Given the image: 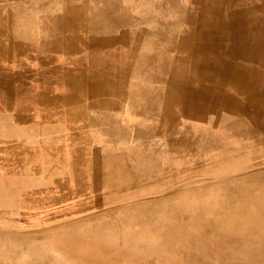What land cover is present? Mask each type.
Returning a JSON list of instances; mask_svg holds the SVG:
<instances>
[{"label":"rangeland","instance_id":"rangeland-1","mask_svg":"<svg viewBox=\"0 0 264 264\" xmlns=\"http://www.w3.org/2000/svg\"><path fill=\"white\" fill-rule=\"evenodd\" d=\"M83 2L91 4V0ZM190 7L184 8L189 11ZM144 51L142 45L138 46L128 59L129 53L120 51L126 59L122 62L129 61L133 72L140 66L139 70L143 68L152 73L153 60L158 62L162 56L158 51H149L153 60L147 64ZM111 55L104 50L87 53L83 55V64L87 71L109 69ZM113 63L123 65L118 61ZM114 69L112 65L110 70ZM185 74L194 76L190 70ZM134 76L138 75H129ZM114 98L117 97L111 99ZM89 101H82V104ZM116 101L121 102L119 98ZM126 103L131 109L146 114V121H137L142 116H133L131 122L138 126L146 123L143 130L146 143L138 146L139 136L136 143L133 129L130 141L123 140L124 150L109 154L104 150L103 156L96 154L97 158L91 159L88 156L91 147L85 145L91 138L87 129L92 126L106 132L105 124L96 126L80 116H66L65 109L73 108L67 104L28 110L24 113L25 120L18 118V106H0L1 117L6 112L13 117L8 121L0 118V251L3 264H31L26 258L32 253H35L34 260L40 262L38 264H219L225 257L233 263H247L246 253H250L251 244L240 241L237 233L243 230L232 226L236 219L242 220V224L254 220L253 211L258 212L256 205L264 202L261 186L264 135L235 133L230 125L232 120L225 119L229 118L227 115L197 118L178 112L175 113L177 133L185 137L179 145L148 127V123L164 121L173 128L171 115L158 112L160 105L145 112L136 96ZM51 122L64 123V127L61 131L52 127L54 130L49 133L44 124ZM203 128L205 135L210 133V137H206L211 138V143L199 138ZM64 132L65 136L57 139ZM75 136H78L77 141ZM171 146L173 150L170 151ZM90 180L94 185L100 182L111 185L99 184L91 188ZM259 219L264 230V218ZM179 246L182 253L178 251ZM186 251L192 253L190 258L185 257Z\"/></svg>","mask_w":264,"mask_h":264},{"label":"bare ground","instance_id":"bare-ground-1","mask_svg":"<svg viewBox=\"0 0 264 264\" xmlns=\"http://www.w3.org/2000/svg\"><path fill=\"white\" fill-rule=\"evenodd\" d=\"M90 3L83 0H0V106H18V118L25 120L24 113L34 108L72 105V109H65L66 116H80L96 126L103 123L112 139L130 141L134 129V139L137 143L139 136L140 146L146 143L143 141L147 139L143 132L146 123L139 126L132 125V121L121 123L113 113L115 110L112 112L114 106L132 101L136 96L142 102V111L160 105V110L157 109L160 114L171 115L173 128L164 121L148 123L150 129L166 136L171 143L181 145L185 140L177 133L175 113L178 112L197 118L227 115L229 118H224L232 120L230 125L235 133L264 135V0H91ZM187 5L192 11L184 8ZM141 45L142 50H146L143 56L147 64L153 60L150 52L158 51L162 57L158 62L153 60L152 73L142 68V73L132 74L138 76L129 77L133 72L130 62H122L126 59L120 51L129 53L128 59L130 52ZM100 50L111 52L110 60L116 69L110 70L111 65L105 70H86L83 55ZM117 61L123 65L113 63ZM187 70L194 76H187ZM121 89L123 92H119ZM126 109L131 110L130 107ZM1 116L6 121L13 118L7 112ZM234 117L240 121H235ZM63 125L44 124L49 133L54 130L52 127L61 129ZM200 131L199 138L211 143V138H207L210 133L205 135V128ZM261 186L264 192V179ZM257 208L251 222L242 224V220H233L232 228L243 230L237 233L240 241L251 244L250 253H246L247 263H233L225 257L219 264H264V230L262 222H258L259 217L264 218V202L259 201ZM139 248L145 253L143 246ZM34 254L26 261L40 263L34 260ZM191 254L186 251L184 255L190 258ZM2 259L0 251V264H3Z\"/></svg>","mask_w":264,"mask_h":264},{"label":"crops","instance_id":"crops-1","mask_svg":"<svg viewBox=\"0 0 264 264\" xmlns=\"http://www.w3.org/2000/svg\"><path fill=\"white\" fill-rule=\"evenodd\" d=\"M123 53V52H122ZM123 57V56H122ZM138 69V68H137ZM142 73L141 70L138 69V71H136V73ZM132 74L135 72H131ZM143 85V84H141ZM125 106V107H124ZM129 108V104H127L126 102H124L123 104H119L113 107L112 112L114 113V115L117 117V119L119 121H121V123L123 122H128V121H133V116H142L141 118L139 117L138 119H136L137 121H146V114L141 113L140 111H136L134 109H131L130 111L127 110L126 108ZM143 115L145 117H143ZM90 129H87L88 134L90 135V140L85 143L86 146H89L91 148H88V156L91 159L92 157H94L96 154H99L101 156H103L101 153H103L104 150H106V152L109 154L110 151H115L117 152L118 150H124L123 147L125 145V143H123V139H112L110 137L109 134H107L106 132L103 131H98L97 129H95L92 126H89ZM59 131H61L60 129H58ZM66 132H64V135L59 134V137L65 136ZM102 149V150H99ZM123 152H120V154H122ZM118 154V153H116ZM80 166V165H77ZM76 166V167H77ZM70 167V166H69ZM67 167V170L68 168ZM145 178V176L143 177ZM90 187L93 188L95 186H98L99 184H104V185H111L109 182H100L97 183L96 185L92 184V180L89 181ZM103 186V185H101Z\"/></svg>","mask_w":264,"mask_h":264}]
</instances>
